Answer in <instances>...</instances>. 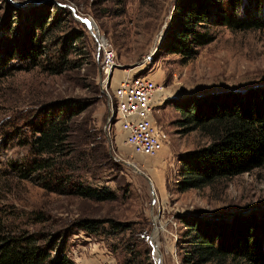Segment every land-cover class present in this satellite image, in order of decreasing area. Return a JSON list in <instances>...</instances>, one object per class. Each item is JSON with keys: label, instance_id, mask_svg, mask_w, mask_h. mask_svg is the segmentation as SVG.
<instances>
[{"label": "rangeland", "instance_id": "rangeland-1", "mask_svg": "<svg viewBox=\"0 0 264 264\" xmlns=\"http://www.w3.org/2000/svg\"><path fill=\"white\" fill-rule=\"evenodd\" d=\"M114 2L0 0V20L19 29L17 44L37 14L48 11L50 18L51 5L66 10L42 41L38 63L32 66L12 59V67L0 76V212L6 224L13 229L62 228L64 250L75 264H154L153 245L158 264H179L181 215L251 216L254 229L259 230L264 214V163L212 186L175 189L178 156L206 139L196 130L180 131L174 105L191 95L263 86L264 27L232 31L212 26L213 39L183 60L156 50L173 0ZM122 8L124 13L115 15ZM74 14L91 19L97 39ZM63 37L66 42L61 47ZM104 42L115 63L107 75L100 68L99 47ZM56 50L66 62L51 69ZM130 74L146 75L160 87L157 100H152L150 118L166 133L167 141L153 157L135 155L123 143L105 97V90L112 95L117 81ZM59 101L82 110L74 115L73 144L88 149V140H94L93 147L102 144L108 156L91 172L78 171L77 179L91 186H107L115 195L113 200L45 192L31 178L11 179L1 172L10 160L21 161L26 156L27 146L21 142L31 136L38 109ZM78 217L100 223L95 231L81 230L72 226Z\"/></svg>", "mask_w": 264, "mask_h": 264}, {"label": "trees", "instance_id": "trees-1", "mask_svg": "<svg viewBox=\"0 0 264 264\" xmlns=\"http://www.w3.org/2000/svg\"><path fill=\"white\" fill-rule=\"evenodd\" d=\"M114 1L122 5L121 0ZM50 9V18L48 11L32 18L18 44V27L0 20V76L12 67V59L28 61L32 66L38 63L42 41L58 24L61 13H66L55 5ZM123 13L122 8L115 15ZM215 25L232 31L263 28L264 0H173L156 50L190 59L199 46L213 39L211 27ZM65 42L63 37L61 47ZM55 52L56 64L51 69L66 62L58 50ZM72 107L60 101L42 105L31 136L21 142L27 146L26 156L21 161L10 160L1 172L9 178H31L45 192L113 200L115 195L107 186H91L77 179L78 171L89 173L108 156L102 144L93 147L94 140H88V149L73 144L74 115L82 110ZM174 107L180 115L176 121L180 131L196 130L206 139L203 145L178 156L177 191L212 186L263 165L264 85L191 95ZM178 220L184 227L177 242L179 264H264V214L259 230L254 229V218L237 214L229 219L216 214L181 215ZM99 223L78 217L72 226L95 231ZM61 229L9 228L0 212V264H75L64 250Z\"/></svg>", "mask_w": 264, "mask_h": 264}, {"label": "built area", "instance_id": "built-area-1", "mask_svg": "<svg viewBox=\"0 0 264 264\" xmlns=\"http://www.w3.org/2000/svg\"><path fill=\"white\" fill-rule=\"evenodd\" d=\"M101 51L100 68L107 75L115 66L111 48L104 42ZM160 87L146 75H127L117 81L112 95L105 90L110 113L123 136V143L135 155L155 156L167 141L166 133L158 128L150 118L153 97ZM98 264H109L100 262Z\"/></svg>", "mask_w": 264, "mask_h": 264}, {"label": "water", "instance_id": "water-1", "mask_svg": "<svg viewBox=\"0 0 264 264\" xmlns=\"http://www.w3.org/2000/svg\"><path fill=\"white\" fill-rule=\"evenodd\" d=\"M74 17L79 20L80 22H82L83 24H85V26L88 28V30L90 31L91 33V26L94 27V29L96 30V27L94 26V23L91 21V19L89 18H84V17H81V16H78V15H75L74 14ZM97 31V30H96ZM92 34V33H91ZM93 36V35H92ZM163 36V33L160 34V39L162 38ZM95 37V36H94ZM97 39V37H95ZM100 41L103 40V38L101 36H99L98 38ZM159 44V43H158ZM154 246V245H153ZM159 262V255L157 253V256L154 258V264H158Z\"/></svg>", "mask_w": 264, "mask_h": 264}, {"label": "bare ground", "instance_id": "bare-ground-1", "mask_svg": "<svg viewBox=\"0 0 264 264\" xmlns=\"http://www.w3.org/2000/svg\"><path fill=\"white\" fill-rule=\"evenodd\" d=\"M91 33H92V35L95 36V37H96L97 34H98L97 31L94 29L93 26H91ZM96 33H97V34H96ZM103 45H104V43H102V46H103ZM107 71H108V73H109V72H110V69H108ZM157 92H158V91H157ZM157 92H155V94H154L153 101H154V100H157V98H158V96H159V94H158ZM156 94H157V95H156ZM121 135H122V134H121ZM153 248H154V253L157 254L156 246L154 245Z\"/></svg>", "mask_w": 264, "mask_h": 264}]
</instances>
